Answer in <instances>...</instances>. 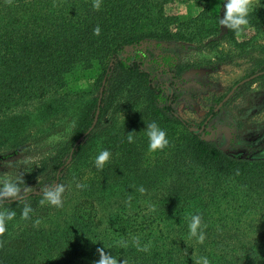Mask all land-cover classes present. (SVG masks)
I'll return each mask as SVG.
<instances>
[{
	"label": "trees",
	"instance_id": "16d2710c",
	"mask_svg": "<svg viewBox=\"0 0 264 264\" xmlns=\"http://www.w3.org/2000/svg\"><path fill=\"white\" fill-rule=\"evenodd\" d=\"M172 1L100 0L95 10L94 0H0V157L28 158L9 176L27 170L21 188H66L61 208L41 206L43 192L31 194L33 188L24 201L0 204V211L16 213L0 236V264H95L103 247L128 264H195L200 257L210 264H264V147L233 155L202 138L173 108L169 88L183 68H170L172 58L162 56L170 78L164 88L137 50L149 41L209 50L226 41L234 50L219 47L218 57L248 56L251 80L263 79L264 0H254L246 27L253 34L242 42L219 23L225 0L217 15L210 0H188L201 10L186 17L166 13ZM93 69L98 76L87 89L79 86ZM103 78L95 124L75 144L92 123ZM217 113L209 110L201 123ZM152 122L166 132L162 151L149 150ZM103 150L111 156L98 169ZM25 204L33 209L27 220ZM192 215L201 217L202 244L189 237ZM135 237L149 250L138 251Z\"/></svg>",
	"mask_w": 264,
	"mask_h": 264
},
{
	"label": "rangeland",
	"instance_id": "374dc122",
	"mask_svg": "<svg viewBox=\"0 0 264 264\" xmlns=\"http://www.w3.org/2000/svg\"><path fill=\"white\" fill-rule=\"evenodd\" d=\"M210 1L211 13L217 15L221 0ZM200 10V4L188 0H173L165 7L166 13L179 17L195 16ZM252 34V30L245 28L241 35H236V40L242 42ZM147 43L155 45V41ZM259 44L264 46V41H260ZM161 45L163 49L174 54L178 64L183 68L181 75L178 76L179 80L175 83L173 108L193 130H196L206 113L215 108L234 85L255 73L248 56H238L231 52L229 55L233 53V56L230 61L218 57L219 47L222 50H234L232 44L226 41H222L220 46L212 50L200 43L196 45L183 42H163ZM251 55L253 58L257 57L255 51ZM97 76L98 71L93 69L87 72L86 79H79L78 85L87 89L85 86L91 84ZM157 76L162 80H170L168 76L159 73ZM247 83L238 86L233 91L230 97L218 107L217 115L210 121L203 133H200L202 138L212 140V142L214 139L217 140L219 135L227 133L234 138L235 143L232 146L220 145V147L222 146V149L233 155L248 156L259 147H264V78ZM19 158V155L13 156L12 154L0 157V181L14 180L28 172L24 170V173H16L14 178L9 177L13 173L14 164L28 159ZM34 160L36 157L30 159V161ZM27 187L33 188L32 192L43 188L36 187V183Z\"/></svg>",
	"mask_w": 264,
	"mask_h": 264
},
{
	"label": "clouds",
	"instance_id": "9594fccd",
	"mask_svg": "<svg viewBox=\"0 0 264 264\" xmlns=\"http://www.w3.org/2000/svg\"><path fill=\"white\" fill-rule=\"evenodd\" d=\"M6 3H11V0H6ZM93 8L99 10L100 0H94ZM254 8V0H225L224 2V15L223 18L219 20L220 25L227 27L229 30L235 32L237 36L241 35L245 28L247 27L249 21L247 19L249 13ZM94 35H100V28L97 26L94 29ZM146 135L149 139V150L155 152L157 150H163L169 143L166 138V132L158 127L155 122L148 123L146 128ZM133 132L128 133V141L133 142ZM111 153L108 150H103L96 157L95 165L98 169H103L106 162L109 161ZM21 175L17 180L4 179L0 181V204H2L6 199L24 201L27 199L28 194L31 191L30 187L25 186L21 188V184H25V181ZM76 187L84 188L86 185L77 183ZM66 188L64 184L48 185L42 188V198L39 201L40 205L43 206L46 203L48 205L54 206L56 208L63 207V194ZM139 191L143 194L145 189L141 187ZM154 210V208H153ZM33 209L25 204L21 218L24 220L29 219V213ZM15 211H0V236H3L7 231L6 221H11L15 218ZM40 220L34 222V226H38ZM203 227H206L204 225ZM189 237L195 238L198 243H203L205 240V233L201 225V217L199 215H192L189 223ZM121 246L127 248V243L121 241ZM133 244L136 246L138 251L146 252L148 251V246H140L139 237L133 239ZM0 247H3V242H0ZM97 252L99 254V260L95 264H128L126 259L118 260L110 252L105 251V247L98 248ZM195 264H210L207 257H200L194 260Z\"/></svg>",
	"mask_w": 264,
	"mask_h": 264
},
{
	"label": "flooded vegetation",
	"instance_id": "af4514ba",
	"mask_svg": "<svg viewBox=\"0 0 264 264\" xmlns=\"http://www.w3.org/2000/svg\"><path fill=\"white\" fill-rule=\"evenodd\" d=\"M138 50V52H140V54H144L145 55V57H146V59H145V61H144V67L145 68H147L149 71H150V73H151V76H154V77H156L158 80H162V79H159L158 78V76H157V73H159L160 75H163V76H168L169 77V73L168 74H165V71H166V65H165V63H164V58L163 59H161L162 58V56H168V57H171L172 58V60H167L168 61V64H169V67L172 65V64H176V63H178L177 62V58L174 56V54H172L171 52H168L167 50H165V49H163V47H162V45L161 44H155V45H152V44H150V43H147L146 45H145V47L143 48V49H137ZM158 62L160 65H158L157 63H155V62ZM148 66H151L152 68H149ZM170 68H172V66L170 67ZM152 70V71H151ZM161 72H164V73H161ZM179 80V78L178 77H176V76H174L173 77V79H172V85L170 86V88H169V90L171 91V92H173V93H175L174 91H175V87H176V85H175V83L177 82ZM163 82H164V88H168V86H169V81H166V80H162ZM169 83V84H168ZM169 90L167 91L168 93H170L169 92ZM231 90V89H230ZM229 90V91H230ZM171 94V93H170ZM226 96V95H225ZM224 96V97H225ZM221 102V101H220ZM219 102V103H220ZM218 103V104H219ZM218 104H217V106L215 107V108H213V109H217V111H218V107H220V106H218ZM206 116V115H205ZM204 116V117H205ZM204 117H203V119H204ZM214 118V117H213ZM212 118V119H213ZM202 119V120H203ZM212 119H210L205 125H203L201 122H202V120L200 121V123H199V125L197 126L198 127V132H199V134L200 133H203V131H204V129L207 127V125L210 123V121L212 120ZM197 129V128H196ZM233 137H231V136H229V135H227V133H223V134H221V135H219V138H217V140H215L214 139V143H216L218 146H220V145H226V146H232V145H234V141H233ZM221 148H223L222 146H221Z\"/></svg>",
	"mask_w": 264,
	"mask_h": 264
},
{
	"label": "water",
	"instance_id": "95a60500",
	"mask_svg": "<svg viewBox=\"0 0 264 264\" xmlns=\"http://www.w3.org/2000/svg\"><path fill=\"white\" fill-rule=\"evenodd\" d=\"M255 76H256V74L253 75V76H250V77H248V78H246V79H244V80L238 82L236 85H234V86L231 88V90L226 94V96L221 100V102L218 104V106H220L222 103H224V102L230 97V95L233 93V91H234L238 86H240V85L246 83L247 81L251 80V79L254 78ZM104 81H105V78L102 79V81H101V86H100V88L98 89V96H97V102H96V110H95V113H94V117H93L92 123L90 124V126L88 127V129L86 130V132L76 140L75 144L80 143V142L83 140V138H84V137H85V136H86V135L92 130V128H93V126H94V124H95L96 117H97V114H98V107H99V103H100V98H101V94H102V89H103ZM71 152H72V150H70V153H69V155H68V157H67V159H66L64 165H66V164L69 163V161H70V159H71ZM62 167H63V166H62ZM62 167H60V168L57 170V174H56V176L58 175V173L60 172V170L62 169ZM53 186H55V183L53 184ZM31 194H36V192H35V191H34V192H31ZM28 195H29V194H28ZM9 201H15V200H10V199H9Z\"/></svg>",
	"mask_w": 264,
	"mask_h": 264
}]
</instances>
